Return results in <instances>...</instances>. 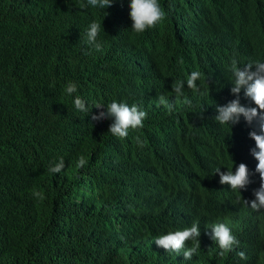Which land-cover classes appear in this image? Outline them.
Listing matches in <instances>:
<instances>
[{"label":"trees","instance_id":"obj_1","mask_svg":"<svg viewBox=\"0 0 264 264\" xmlns=\"http://www.w3.org/2000/svg\"><path fill=\"white\" fill-rule=\"evenodd\" d=\"M254 1L160 0L164 21L137 34L125 0L106 8L87 0H0V264H149L138 232L147 222L146 191L127 196L117 185L121 167L131 180L129 160L149 147L107 133L104 123L113 120L93 121L95 105L106 110L113 100L131 106L164 95V86L148 90L138 70L164 71L176 51L198 57L201 28L224 38L251 20ZM94 21L100 50L87 42ZM134 42L142 51L130 61ZM204 80L201 73L197 85ZM69 83L77 86L71 95ZM186 93L193 111L174 113L173 122L188 125L195 115V124L182 144L197 138L205 107L192 89ZM77 96L89 113L75 108ZM81 157L87 163L77 168ZM60 158L63 170L50 173Z\"/></svg>","mask_w":264,"mask_h":264},{"label":"clouds","instance_id":"obj_2","mask_svg":"<svg viewBox=\"0 0 264 264\" xmlns=\"http://www.w3.org/2000/svg\"><path fill=\"white\" fill-rule=\"evenodd\" d=\"M113 2L87 0V5L106 8ZM123 6L132 21L125 26L137 34L166 17L160 0H125ZM249 16L238 30L211 39L195 15L192 21L204 41L198 57L176 51L165 57L164 71L138 70L148 90L164 86L168 92L138 105L116 100L106 110L95 105L100 111L92 114L93 121L113 120L104 123L107 133L149 147L129 160L132 179L125 178L123 165L117 183L127 196L146 191L147 222L138 232L149 264H264V0L254 1ZM100 29L94 21L86 34L97 50ZM140 51L134 42L125 56L131 61ZM201 73L205 80L197 85ZM186 89L205 107L197 138L182 144V133L195 124V115L188 125L173 122L174 113L193 111ZM76 91L75 83L67 85L68 95ZM73 103L89 113L79 96ZM86 163L81 157L77 168ZM64 166L60 158L48 171L59 173ZM34 195L44 199L42 193Z\"/></svg>","mask_w":264,"mask_h":264},{"label":"bare ground","instance_id":"obj_3","mask_svg":"<svg viewBox=\"0 0 264 264\" xmlns=\"http://www.w3.org/2000/svg\"><path fill=\"white\" fill-rule=\"evenodd\" d=\"M145 211V210H144Z\"/></svg>","mask_w":264,"mask_h":264}]
</instances>
